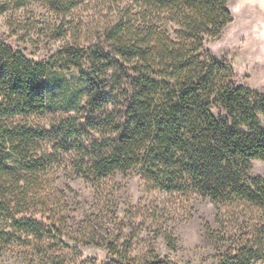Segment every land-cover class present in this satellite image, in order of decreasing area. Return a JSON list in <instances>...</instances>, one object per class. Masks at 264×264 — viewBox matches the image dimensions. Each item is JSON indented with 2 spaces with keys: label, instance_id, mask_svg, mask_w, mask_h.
<instances>
[{
  "label": "trees",
  "instance_id": "1",
  "mask_svg": "<svg viewBox=\"0 0 264 264\" xmlns=\"http://www.w3.org/2000/svg\"><path fill=\"white\" fill-rule=\"evenodd\" d=\"M34 1L64 15L78 3L0 0V15ZM229 1L133 0L128 20L113 29L114 55L94 50L86 70L84 50L69 43L49 61L35 60L0 33V253L20 243L41 246L45 263H81L45 251L57 224L45 226V219L28 216L30 203L43 193L42 173L60 160V151L83 150L79 176L94 182L137 169L158 188H191L217 203L249 205L264 220V177L251 175L252 161L264 160V91L237 81L233 63L206 47L233 21ZM59 62L78 66L89 84L87 106L105 110L93 124H113L115 136L87 143L71 124L46 129L18 121L47 109L49 75ZM86 232L77 234L83 238ZM108 248L120 255L113 264L136 260L117 252L114 243ZM262 259L264 238L253 235L238 241L235 253L219 264ZM140 264L178 263L145 256Z\"/></svg>",
  "mask_w": 264,
  "mask_h": 264
},
{
  "label": "rangeland",
  "instance_id": "2",
  "mask_svg": "<svg viewBox=\"0 0 264 264\" xmlns=\"http://www.w3.org/2000/svg\"><path fill=\"white\" fill-rule=\"evenodd\" d=\"M132 5L133 0H78L64 15L34 1L1 14L0 33L35 60L49 61L69 43L84 50L81 64L86 70V58L94 50L114 55L113 29L122 18L128 20ZM229 8L233 21L220 36L210 38L206 47L233 63L237 81L264 91V0H230ZM88 94L89 84L78 66L59 62L49 75L47 109L18 121L46 129L71 124L87 143L103 135L115 136L113 124H93L96 114L105 110L96 113L88 107ZM108 107L115 111L112 103ZM113 117L118 120L115 113ZM60 154V160L42 173V196L30 203L28 214L45 219V226L57 224L52 239L43 246L57 259L113 264L112 258L120 260V255L109 251L108 245L114 243L117 252L136 259L122 264H140L145 256L178 264H219L235 253L238 241L253 235L264 238V220L249 205L217 203L191 188L166 191L137 169L117 171L94 182L79 176L83 150ZM251 175L264 177L263 159L252 161ZM82 229L87 231L83 238L77 234ZM91 240L95 244L83 245ZM40 250L41 246L6 245L0 264H51L40 259ZM253 264H264V259Z\"/></svg>",
  "mask_w": 264,
  "mask_h": 264
},
{
  "label": "crops",
  "instance_id": "3",
  "mask_svg": "<svg viewBox=\"0 0 264 264\" xmlns=\"http://www.w3.org/2000/svg\"><path fill=\"white\" fill-rule=\"evenodd\" d=\"M258 36V35H257Z\"/></svg>",
  "mask_w": 264,
  "mask_h": 264
}]
</instances>
